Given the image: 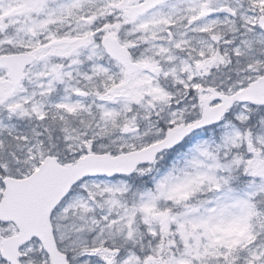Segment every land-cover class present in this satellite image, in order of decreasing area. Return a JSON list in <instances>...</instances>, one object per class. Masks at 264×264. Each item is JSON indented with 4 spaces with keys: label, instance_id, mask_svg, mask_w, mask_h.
<instances>
[{
    "label": "snow or ice",
    "instance_id": "snow-or-ice-1",
    "mask_svg": "<svg viewBox=\"0 0 264 264\" xmlns=\"http://www.w3.org/2000/svg\"><path fill=\"white\" fill-rule=\"evenodd\" d=\"M0 264H264V0H0Z\"/></svg>",
    "mask_w": 264,
    "mask_h": 264
}]
</instances>
